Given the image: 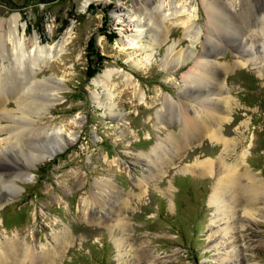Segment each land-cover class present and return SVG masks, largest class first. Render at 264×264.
I'll return each instance as SVG.
<instances>
[{"label":"rangeland","instance_id":"1","mask_svg":"<svg viewBox=\"0 0 264 264\" xmlns=\"http://www.w3.org/2000/svg\"><path fill=\"white\" fill-rule=\"evenodd\" d=\"M218 2L217 21L226 28L235 24L247 28L245 39L218 28L214 33L218 44L205 41L203 31L192 43L185 25L169 16L163 21L168 28L164 43L154 45L157 26L145 18L146 47L126 46L121 38L135 26L134 21H121L120 15L142 12L147 17L146 11L154 15L156 0H92L85 5L83 0H0V17L19 13V28L28 36L36 31L43 43L57 41L73 21L66 49L37 72L40 79L59 78L58 102L30 117L36 124L64 125L71 137L29 166V177L14 176L15 187L8 182L0 185L1 254L8 239L22 249L29 245L51 249L59 237L66 244L55 259L41 264H264V70L253 63L238 64L244 40L260 38L264 0ZM189 3L196 10L194 21L205 29L204 4ZM172 43L170 57L181 49L193 51L179 66L166 57ZM199 51L208 53L217 67H226V73H220L223 87L218 94L231 97L225 112L230 118L222 121L220 132L231 143L224 148L221 141L204 134L174 152L171 138L175 144L185 140L177 100L191 112L200 108L196 96L208 89L182 81ZM92 65L96 72L89 76ZM5 69L10 79L0 81V88L9 93L7 107L13 109L17 105L13 82L24 74L16 73L11 64ZM110 69L131 73L133 85L122 80L124 72L116 73L108 85L109 97L95 77ZM34 92L47 96L46 86ZM166 95L173 96L175 105L163 106ZM0 110V124L6 126L0 130V172L7 177L8 172L21 170L31 148L54 141L34 138L29 144L25 139L31 133L28 138L14 136V130L9 133L12 125L33 123L28 118L22 122L21 111L11 119ZM161 141L165 151L160 147L155 154L153 148ZM227 167L235 168L248 189L233 214L224 218L210 197L215 180ZM3 192L9 195L2 197ZM4 257L0 264H31L22 256Z\"/></svg>","mask_w":264,"mask_h":264},{"label":"bare ground","instance_id":"2","mask_svg":"<svg viewBox=\"0 0 264 264\" xmlns=\"http://www.w3.org/2000/svg\"><path fill=\"white\" fill-rule=\"evenodd\" d=\"M90 1L92 0H83V5L89 4ZM201 1L204 4V8L206 9L208 14V20H207V24L205 25V29H203L201 26L196 24V22L194 21V17L196 16V10L195 7H191L189 0H185V2L181 1V4L179 1L176 0H169V1L156 0L155 6H153V8L156 9V13L154 15H152V12H148V11L145 12L147 17H144L143 14H141L142 12H131L129 13V15L126 16L120 15L119 19L121 21L124 22L134 21V26H135L134 31L124 34L122 33L123 37L121 38V42L124 43L126 46L141 45L143 47H146V45L143 43L142 40V36L145 30L142 21H145L146 18L147 23L148 22L154 23V25L157 26V30L154 31L155 33L154 35L155 37L153 39L154 45L155 44L160 45L164 43L168 38V28L163 25V21L165 18H168L169 16H175L176 19L174 22L176 23L179 22V24L185 25V35H189L190 37L193 38V40H191L192 43H195L198 40L199 38L198 33L200 31L204 32L205 41H207L208 43L210 42L216 43L214 36L218 37V35H216L217 33L215 32V30H217L218 28L220 30L222 28L223 29L225 28L224 31L226 32H231L234 35L235 34L241 35L240 38L242 39H245L247 37L245 35L247 28L241 29L238 26V24L236 26L235 23H234L235 28L234 27L232 28L231 25H229V27L226 28L223 27V25L217 21L219 17L217 13L220 12L219 10L221 9L219 3L221 2H218V0H201ZM168 2L169 4H171L169 7H167ZM184 14H187L188 17L185 19L179 17L180 15L182 16ZM19 22H20L19 13H13L9 17H0V28H1L0 57L2 60L0 63V81H3L4 79L5 80L10 79L8 78L9 77L8 74L4 71L6 70L5 68L8 67V64H11V67H13L16 70V73L20 75L24 74L22 75V77L18 76L19 77L18 79L16 77L17 75L15 74L16 75L15 77L18 81L13 82V88H14L13 97L17 103L16 107L13 109L7 107L8 105L7 100L9 97L8 95L9 93L6 92V89L4 87H2L0 88V108H2L5 111L4 115L11 117V119L17 118L16 115L17 116L19 115V114H15L14 112L21 111L22 117L25 118L24 121L22 122L25 123L26 119L28 118L27 122L29 121V123H33L34 119L30 117H32V114H34V112L42 111V109L48 110L49 107L53 106L56 102H58L59 99L58 92L61 88L59 78L51 77V78L40 79L37 76V72L41 70L43 64L50 63L51 61L59 58L63 53V51L66 49V44L70 41V38L72 37L73 21H71V23L63 32V34L60 36V38L53 43L51 42L43 43L40 40L39 35L36 31L34 32L33 35L28 36L25 33V28L23 30L19 28ZM261 22L262 20L260 21V23ZM263 22L262 25L259 26L261 32L257 34L260 36L258 42L251 41L248 43L246 40L245 43L244 40L242 46L244 47L245 52L241 53L240 56L242 57V60L239 61L238 64L246 65L248 63H253L256 64L257 67H260L261 68L260 70H264ZM247 34L252 35V33L249 31ZM216 44H218V42ZM207 45L208 44H206V47ZM173 46H175V44L170 45L167 48L166 57H170L172 55L171 49H173ZM205 50L208 51L207 48H205ZM192 53H189L188 50H185L184 53L182 49L180 51L178 50L176 53H174L175 56L170 57V59L173 58L171 62L174 61L175 66H179L180 64L186 62V60H188L187 58L192 56ZM184 54H186L187 56H185ZM207 55L209 56L208 53L203 51L197 54L195 56L194 63L191 66V68L188 69L182 76V81L185 83L186 86L192 84L194 85V87L197 88L208 86V89L205 92H203V94H198L196 96L197 97L196 100H198L197 103L200 106L199 109L193 108L191 112L189 111L187 112L184 110V108L187 105L185 107L181 106L178 100L176 102L173 96L171 95L164 96L163 106H168V105L173 106L175 105L174 104L175 102L177 103V105L179 106L177 112H179L181 122L183 124L181 133L183 136V140L185 137V140L182 141L184 142V144H180V143L175 144V142L173 143V141L176 139L168 137V139L171 138V140H173L171 143L173 145L174 152H179V150L185 147L186 143L190 141L191 143H193L192 140L190 139L202 136L204 134L209 135L211 138L216 139L217 141H221L222 144L224 145V148L228 147V145L231 143V139L224 137L220 132L222 121L227 118H230L228 114H225V112L228 113L230 107L228 105L231 97L228 94H223V95L218 94V90L222 91L221 89L223 87V80L220 77L221 75L220 73L223 70L225 74L227 70L226 67H219V66L217 67L214 60L212 58H208ZM171 62H164V63L172 64ZM164 66L168 68V66H166L165 64ZM122 72H124L122 74L123 75L122 80L130 85L131 84L133 85L134 82L132 79V74L127 71L125 72L122 69L105 70L104 73L103 72L99 73L95 77V82L102 83V85L106 88L108 96L111 97L112 94L108 85L110 84V81H112L113 78L112 76L114 74L116 73L119 74ZM43 86H46L47 88V96H44L45 94H43V96L46 98H43L40 95L35 94L36 92H34L40 88H43ZM136 90L138 95L142 97L143 91L138 88ZM96 98H100L99 92L97 93ZM112 106H114V103L110 104V109ZM17 126L18 124L16 126L12 125L11 127L13 129L10 127L12 130H10L9 133H11V131L14 130L13 132H16L14 136L23 137L24 135L27 136V138L30 137L28 136V134L31 133L32 137H30L29 139H25L28 142L36 141L34 138L36 139L38 138V140L40 138L42 139V141L43 139L47 141L48 140L47 138H50L54 142L51 143L50 141V143L46 145H41L42 147H38V148L34 147V149L30 147L31 156L30 158L26 157L23 161H21L22 162V164H20L21 170L14 172L13 175L9 174L8 172L7 177H4L5 174H3V172H0L1 186L5 185L8 182L11 186L15 187L16 181L14 179V176L19 177L21 180L22 179L24 180L27 177H29L30 175L29 173L30 170L28 169L29 166H32L34 163L49 157L58 147H62L63 145H65L67 139L71 137L70 132L69 134L65 133L66 127L64 125H53V124L50 125V123H46V124L33 123V125L27 127L26 126L23 127L22 124L18 127ZM4 127L6 128V126L0 124V130L4 129ZM9 135L11 136V134ZM162 142L163 141L158 142V144H156L155 147L153 148V152H155V154H159L157 150L160 147L163 149V151H165L164 150L165 147L162 144ZM2 147L3 145L1 146L0 144V148ZM210 166H212L211 162L208 163V167ZM226 170L224 171L221 170L220 172L221 174L219 173L220 175L215 180V183L213 185V193L210 197V201L218 205L220 213H223L224 218H227L231 213L233 214L234 212L233 210L235 207L234 205H238L239 203H241L240 202L241 193L243 194L244 190L246 188L248 189V186H244L241 183L240 175L235 171L234 167H229V168L227 167ZM254 189L257 188L254 186ZM7 195L9 194L3 192L1 196L4 197ZM256 198L257 195L251 198L253 200L252 202H255ZM0 203H1L0 205L2 206L1 199H0ZM254 209L255 208L253 207V208H249L248 210L252 212ZM63 240L64 239L58 237V239L56 240V244H54L55 243L54 242L53 243L54 245L52 246L51 249L47 248L46 246L37 249V247L34 245L33 246L29 245L24 249H22L16 243V240L8 239L7 241L3 242L4 251L2 254L0 252V263L4 255L5 256L8 255L13 259H19L22 256L23 259H27L28 261H30L31 264H41L43 261H48L53 258L55 259V257L58 256V253L60 252L59 249L64 247V245L66 244V243L64 244Z\"/></svg>","mask_w":264,"mask_h":264},{"label":"trees","instance_id":"3","mask_svg":"<svg viewBox=\"0 0 264 264\" xmlns=\"http://www.w3.org/2000/svg\"><path fill=\"white\" fill-rule=\"evenodd\" d=\"M95 72H96V68L94 67V65H92L88 68L87 73L89 76H92Z\"/></svg>","mask_w":264,"mask_h":264}]
</instances>
